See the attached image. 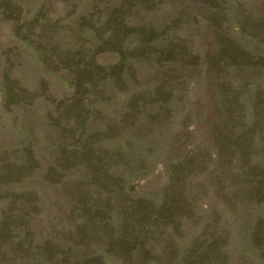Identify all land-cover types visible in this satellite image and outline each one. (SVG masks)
Listing matches in <instances>:
<instances>
[{"label": "rangeland", "instance_id": "rangeland-1", "mask_svg": "<svg viewBox=\"0 0 264 264\" xmlns=\"http://www.w3.org/2000/svg\"><path fill=\"white\" fill-rule=\"evenodd\" d=\"M0 264H264V0H0Z\"/></svg>", "mask_w": 264, "mask_h": 264}]
</instances>
